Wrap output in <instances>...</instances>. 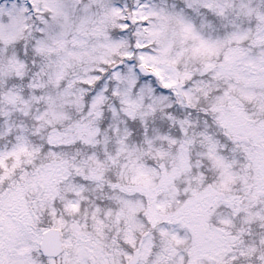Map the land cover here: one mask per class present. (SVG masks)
Masks as SVG:
<instances>
[{
  "label": "snow or ice",
  "instance_id": "6c2138e0",
  "mask_svg": "<svg viewBox=\"0 0 264 264\" xmlns=\"http://www.w3.org/2000/svg\"><path fill=\"white\" fill-rule=\"evenodd\" d=\"M0 264H264V0H0Z\"/></svg>",
  "mask_w": 264,
  "mask_h": 264
}]
</instances>
